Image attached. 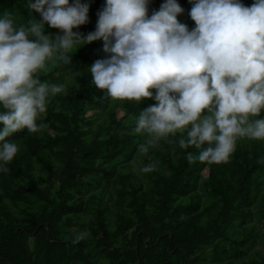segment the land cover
<instances>
[{
  "label": "trees",
  "instance_id": "obj_1",
  "mask_svg": "<svg viewBox=\"0 0 264 264\" xmlns=\"http://www.w3.org/2000/svg\"><path fill=\"white\" fill-rule=\"evenodd\" d=\"M84 2L89 20L74 31L86 36L105 0ZM193 2L179 0L190 29ZM162 3L150 0L149 15ZM4 11L18 26L40 17L26 0H0ZM103 43L78 44L70 63L38 73L67 87L41 114L45 127L9 137L20 149L0 172V264H264V139L240 138L224 162L189 161L199 149L180 146L179 132L140 153L135 118L156 101L96 88L90 64L109 55ZM150 159L158 167L139 171Z\"/></svg>",
  "mask_w": 264,
  "mask_h": 264
},
{
  "label": "clouds",
  "instance_id": "obj_2",
  "mask_svg": "<svg viewBox=\"0 0 264 264\" xmlns=\"http://www.w3.org/2000/svg\"><path fill=\"white\" fill-rule=\"evenodd\" d=\"M149 2L105 0L86 36L74 31L89 20L84 0H26L40 17L19 26L12 12H0V172L20 149L9 137L45 127L41 114L67 87L42 81L39 71L49 61L70 63L78 44L97 39L109 55L90 64L96 88L156 101L135 118L134 130L146 134L140 153L179 132L180 146L199 149L189 161L224 162L240 138L264 139V0H194L191 29L178 18L179 0H163L151 15ZM157 167L150 159L138 170Z\"/></svg>",
  "mask_w": 264,
  "mask_h": 264
},
{
  "label": "rangeland",
  "instance_id": "obj_3",
  "mask_svg": "<svg viewBox=\"0 0 264 264\" xmlns=\"http://www.w3.org/2000/svg\"><path fill=\"white\" fill-rule=\"evenodd\" d=\"M36 14H38L37 12H34V15H36ZM58 73H60V74H62L63 73V70L62 69H58ZM108 104V100H103V104L101 105V106H98V107H94V108H97V109H101V110H103L104 109V107L106 106ZM119 111H120V114H122L123 113V109L121 108V109H119ZM112 167H114V166H111V168ZM93 179V178H92Z\"/></svg>",
  "mask_w": 264,
  "mask_h": 264
}]
</instances>
